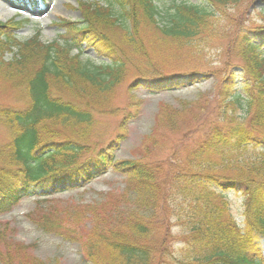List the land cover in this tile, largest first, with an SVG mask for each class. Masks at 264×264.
I'll return each instance as SVG.
<instances>
[{"label":"trees","instance_id":"trees-1","mask_svg":"<svg viewBox=\"0 0 264 264\" xmlns=\"http://www.w3.org/2000/svg\"><path fill=\"white\" fill-rule=\"evenodd\" d=\"M236 1L173 4L163 25L155 0L79 2L81 20L60 21L69 27L65 44L43 43L39 34L19 41L15 32L21 21L0 22V83L15 84L27 100L22 109L0 107V124L12 134L0 147V214L25 197L50 196L57 189L65 190L66 184L70 189L82 187L112 170L124 178L123 201H135L139 212L126 211L112 198L84 207L91 228L86 240L79 242L90 263L159 264L162 257L150 241L158 231L157 209L162 207L165 236L172 239V227H178L185 245L176 264H264V28L255 34H234L229 52L239 62L241 81L234 73L225 80L216 122L168 179V187L145 161L116 160L115 141L95 153L96 144L88 141L96 118L104 114L114 89L124 80L129 53L153 63L140 40L142 30L152 29L158 44L197 49V42L215 40L202 42L214 36L211 20L217 10ZM216 26L218 34L222 29ZM114 34L119 35L117 43L112 41ZM84 43L107 62L93 65L81 60ZM76 49L78 53L72 54ZM7 54L13 55L9 61L4 60ZM142 65L139 74L145 76L149 68ZM145 80L146 76L138 78L131 87ZM155 80L148 87L162 85L158 77ZM130 107L139 114L140 102ZM176 118L172 109L165 108L159 121L168 124ZM248 149L254 155L246 157ZM39 187L46 190L36 192ZM227 193L244 197L242 226L230 212ZM37 226L67 236L60 225L46 219Z\"/></svg>","mask_w":264,"mask_h":264},{"label":"rangeland","instance_id":"rangeland-1","mask_svg":"<svg viewBox=\"0 0 264 264\" xmlns=\"http://www.w3.org/2000/svg\"><path fill=\"white\" fill-rule=\"evenodd\" d=\"M109 1L111 0H0V22L6 23L12 19L21 21V28L15 32L19 41L39 34L43 43L58 41L65 44L70 39L67 33L69 27L60 23L61 19L71 23L79 22V2L105 5ZM203 2L204 0H155L161 16H164L159 24L166 23L165 14L173 4L197 5ZM217 12L216 19L211 20L212 34L215 37L208 36L202 42L210 37L215 40H209L203 45L197 42V49L179 47L177 50L172 42L158 44L152 29L142 30L144 34L140 35V40L149 51L153 63L149 65V60H144L142 55L129 53L130 62L124 80L114 89L104 114L96 118L93 136L88 139L91 144H96L92 147L95 149L94 153L115 141L116 160L145 161L159 172L160 182L168 187V179L178 168L184 166L192 150L216 122L220 111V91L225 80L234 73L237 81H241L239 62L229 52L234 34L248 31L255 34L260 28H264V0L230 2L221 6ZM216 23L222 29L218 34L215 33L218 29ZM114 35L112 41L117 43L119 35ZM79 52L84 62L93 65L107 62L85 43L81 45ZM76 53L77 49L72 50V54ZM12 56L7 54L4 60L9 61ZM143 63L149 68L145 75L146 82H143V86L139 84L137 88H132L133 81L145 77L139 74ZM157 77L162 85L148 87L155 83ZM174 78L176 80L172 81ZM14 85L0 83V107L22 109L26 106L25 93ZM55 95H58L57 91ZM134 101L141 104L138 115L130 107ZM241 105L237 111L239 115L243 114L244 104ZM165 108L173 110V115L177 117L175 122L167 124L163 121V124L159 121ZM161 109L163 112L160 114ZM116 135L121 136L115 138ZM11 137V132L0 124V147ZM252 150L248 149L246 157L254 155ZM123 179L109 170L82 187L70 189L66 184L65 190L62 187L50 196L23 198L11 211L0 214V264H92L79 242L86 240L91 228L90 222L87 224L89 215L83 214L84 207L95 206L101 198H104L102 202L112 198L126 211L139 212L135 201L132 204L123 201ZM34 190L44 191L46 187ZM227 197L232 216L242 226L244 197L237 193H227ZM97 210H101V207ZM157 210L160 213L156 216L158 231L150 241V246L155 249L159 258L162 257L159 264H176L183 257L185 246L180 241L181 229L172 227L173 237L167 238L164 209L161 207ZM108 211L106 206L105 213ZM42 219L53 225H60L67 236L41 229L37 223Z\"/></svg>","mask_w":264,"mask_h":264}]
</instances>
